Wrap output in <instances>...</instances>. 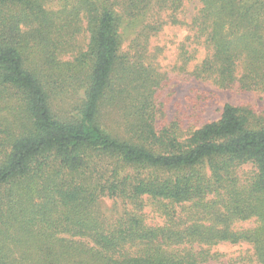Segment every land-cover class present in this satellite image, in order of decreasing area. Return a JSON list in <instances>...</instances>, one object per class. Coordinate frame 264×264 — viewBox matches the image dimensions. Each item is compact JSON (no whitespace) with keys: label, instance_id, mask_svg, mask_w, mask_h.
<instances>
[{"label":"trees","instance_id":"obj_1","mask_svg":"<svg viewBox=\"0 0 264 264\" xmlns=\"http://www.w3.org/2000/svg\"><path fill=\"white\" fill-rule=\"evenodd\" d=\"M44 1L0 0V264H202L220 242L264 264V110L225 103L190 132L156 127L148 37L181 23L183 0ZM197 1L207 52L191 74L264 95V0ZM123 19L142 22L126 50ZM180 58L185 70L194 52ZM105 196L123 203L111 220ZM145 200L162 224L146 223Z\"/></svg>","mask_w":264,"mask_h":264},{"label":"rangeland","instance_id":"obj_2","mask_svg":"<svg viewBox=\"0 0 264 264\" xmlns=\"http://www.w3.org/2000/svg\"><path fill=\"white\" fill-rule=\"evenodd\" d=\"M71 3L72 0H45L44 7L48 10L57 11L62 7H69ZM198 8L197 0H183V6L177 14L181 23L172 24L168 22L165 25L163 24L158 32L148 37V56L151 57L150 60L156 70L163 75L162 86L158 90L156 98L157 129L176 121L183 133L190 132L209 121L217 120L225 103L235 106L248 105L256 113H261L264 110V95L262 92L241 91L236 87L224 89L211 80L199 79L191 74L194 66L201 62L207 52L202 44L194 40V32L190 27L191 18ZM161 17L164 20V12ZM141 25L142 22L140 21L129 25L127 20H122L118 30L122 50L129 49L131 41ZM76 41L78 44L77 51L86 45L88 33L85 31V25ZM182 47L188 53L194 52V58L186 64L185 70L181 68L183 65L180 58ZM71 57L72 55L68 54L63 58L67 60ZM65 95L63 94L64 97ZM70 99L74 100L73 97ZM67 108L66 101L65 103L58 101L53 107L56 112H69ZM118 115L117 113L113 116L116 122ZM102 118L104 121L112 123L106 116ZM248 167L244 166L243 169L248 170ZM122 208L123 203L119 199L105 196L99 200L100 211L110 220ZM143 215L149 225H158L163 222V218L155 211L150 200H145ZM252 225V221H240L236 222L234 227L241 229ZM209 249L211 254H219V256L202 264H257L253 257L252 248L246 242L237 244L220 242L209 247Z\"/></svg>","mask_w":264,"mask_h":264}]
</instances>
